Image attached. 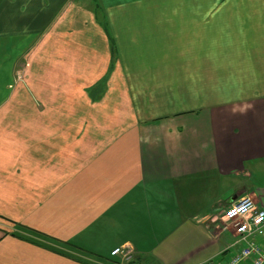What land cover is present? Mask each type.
<instances>
[{"label":"crops","instance_id":"obj_1","mask_svg":"<svg viewBox=\"0 0 264 264\" xmlns=\"http://www.w3.org/2000/svg\"><path fill=\"white\" fill-rule=\"evenodd\" d=\"M245 194L264 0H0V264H218Z\"/></svg>","mask_w":264,"mask_h":264},{"label":"built area","instance_id":"obj_2","mask_svg":"<svg viewBox=\"0 0 264 264\" xmlns=\"http://www.w3.org/2000/svg\"><path fill=\"white\" fill-rule=\"evenodd\" d=\"M222 220L231 226L235 240L225 249L229 252L226 259L218 264H264V208L245 194L224 209ZM111 255L120 259L119 264H129L134 249L129 244L120 245Z\"/></svg>","mask_w":264,"mask_h":264},{"label":"trees","instance_id":"obj_3","mask_svg":"<svg viewBox=\"0 0 264 264\" xmlns=\"http://www.w3.org/2000/svg\"><path fill=\"white\" fill-rule=\"evenodd\" d=\"M97 2V1H96ZM96 7L98 8L99 7V4H96Z\"/></svg>","mask_w":264,"mask_h":264}]
</instances>
